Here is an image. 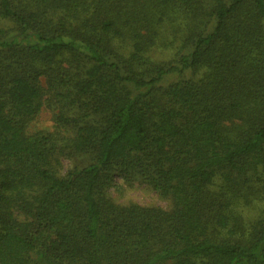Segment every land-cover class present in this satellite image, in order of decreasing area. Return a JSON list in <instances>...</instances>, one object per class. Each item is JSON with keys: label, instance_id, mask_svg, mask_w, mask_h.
I'll return each instance as SVG.
<instances>
[{"label": "trees", "instance_id": "1", "mask_svg": "<svg viewBox=\"0 0 264 264\" xmlns=\"http://www.w3.org/2000/svg\"><path fill=\"white\" fill-rule=\"evenodd\" d=\"M0 264H264V0H0Z\"/></svg>", "mask_w": 264, "mask_h": 264}, {"label": "rangeland", "instance_id": "2", "mask_svg": "<svg viewBox=\"0 0 264 264\" xmlns=\"http://www.w3.org/2000/svg\"><path fill=\"white\" fill-rule=\"evenodd\" d=\"M172 49H168L162 51V56L164 58H168ZM188 73V72H186ZM176 78V75H170L164 81H162L163 85L169 83ZM38 130H55V124L52 117V111L46 107H44L39 114L31 121L29 126V132H36ZM64 169H67L70 166V162L68 160H64ZM114 180L117 181V184L125 185L123 180L114 175ZM113 186L109 190L110 196L114 199V201L118 203H128L130 201H135L144 205H160L163 207L168 206V202L163 200L156 191L152 190L148 186L144 184H134L130 188H126L123 190L119 186Z\"/></svg>", "mask_w": 264, "mask_h": 264}]
</instances>
